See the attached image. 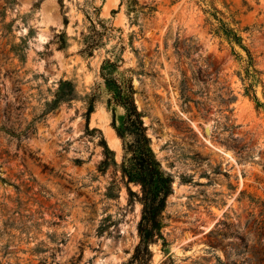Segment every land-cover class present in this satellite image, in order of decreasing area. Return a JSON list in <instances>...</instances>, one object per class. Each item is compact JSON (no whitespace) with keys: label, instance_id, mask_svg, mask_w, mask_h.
<instances>
[{"label":"rangeland","instance_id":"1","mask_svg":"<svg viewBox=\"0 0 264 264\" xmlns=\"http://www.w3.org/2000/svg\"><path fill=\"white\" fill-rule=\"evenodd\" d=\"M214 8L243 47L211 30ZM105 60L171 179L150 256ZM65 81L72 97L51 108ZM257 102L264 0H0V264H264Z\"/></svg>","mask_w":264,"mask_h":264},{"label":"trees","instance_id":"2","mask_svg":"<svg viewBox=\"0 0 264 264\" xmlns=\"http://www.w3.org/2000/svg\"><path fill=\"white\" fill-rule=\"evenodd\" d=\"M122 3V0H121ZM211 15L216 19V25L211 23V30L218 36L225 38L229 43L242 45V37L229 27L220 17L218 10L214 8ZM115 13V10L111 11ZM94 41V40H93ZM88 42L85 51H89L97 44ZM246 59L244 63L245 78L248 85L245 86V93L249 94V89L255 81H258L256 74L259 72L254 68L251 53L245 49ZM91 54V53H90ZM101 76L105 86L110 93L114 104L123 108L117 134L121 138H126V147L130 153L126 166V176L128 181L139 184L141 192V202L143 204L142 217L140 221L141 243L137 250V257L145 254L150 256L149 243L155 239H163L161 234V214L165 206L166 197L171 192V179L160 169L158 161L155 159L150 147L149 139L146 135V128L141 119V113L137 110L133 101V89L128 79L118 80L114 71L117 64L114 61L105 60L101 65ZM71 82L61 83L56 97L50 105L51 108L61 100H68L72 97ZM257 101V99L254 97ZM263 107L257 102L256 107ZM93 109L89 106L88 113Z\"/></svg>","mask_w":264,"mask_h":264}]
</instances>
